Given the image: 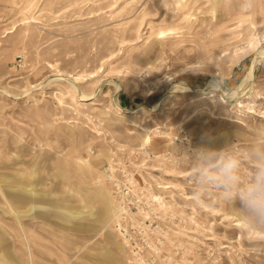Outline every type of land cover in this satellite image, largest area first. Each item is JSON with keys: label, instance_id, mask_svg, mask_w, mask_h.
Segmentation results:
<instances>
[{"label": "rangeland", "instance_id": "rangeland-1", "mask_svg": "<svg viewBox=\"0 0 264 264\" xmlns=\"http://www.w3.org/2000/svg\"><path fill=\"white\" fill-rule=\"evenodd\" d=\"M120 145L155 154L123 156L155 196L154 264H264V218L202 172L264 161V0H0V264H140Z\"/></svg>", "mask_w": 264, "mask_h": 264}, {"label": "built area", "instance_id": "built-area-1", "mask_svg": "<svg viewBox=\"0 0 264 264\" xmlns=\"http://www.w3.org/2000/svg\"><path fill=\"white\" fill-rule=\"evenodd\" d=\"M127 154H146L154 159V152L148 155L145 147L134 149L118 146L110 155L107 178L116 192L115 198L118 202L119 215L116 228L121 233L125 244L131 247L135 259L140 264H154V241L145 242L143 245L138 241V233H154V194L131 195L138 189L137 178L127 170V163L123 156ZM163 161H179L175 151L167 148L162 154ZM158 200V199H157ZM156 200V201H157Z\"/></svg>", "mask_w": 264, "mask_h": 264}, {"label": "clouds", "instance_id": "clouds-1", "mask_svg": "<svg viewBox=\"0 0 264 264\" xmlns=\"http://www.w3.org/2000/svg\"><path fill=\"white\" fill-rule=\"evenodd\" d=\"M202 168L203 178L221 188L226 195L239 200L242 209L251 217L264 218V161L256 166L248 181L239 174L241 161L230 155H205Z\"/></svg>", "mask_w": 264, "mask_h": 264}, {"label": "bare ground", "instance_id": "bare-ground-1", "mask_svg": "<svg viewBox=\"0 0 264 264\" xmlns=\"http://www.w3.org/2000/svg\"><path fill=\"white\" fill-rule=\"evenodd\" d=\"M153 92V90L152 91H150V93H152ZM87 98H90L89 96H87L86 98H82V99H87ZM125 112H127L128 110H124ZM149 140V136L147 135L146 137H145V139H144V141H148ZM77 216L76 217H79V216H81V214H76ZM122 244V243H121ZM120 243H115V247L116 248H122V245H121Z\"/></svg>", "mask_w": 264, "mask_h": 264}]
</instances>
